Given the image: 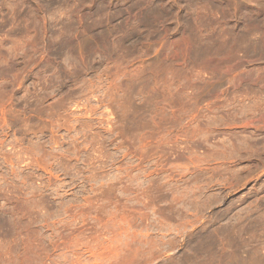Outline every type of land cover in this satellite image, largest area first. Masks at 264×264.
I'll list each match as a JSON object with an SVG mask.
<instances>
[{
    "label": "rangeland",
    "instance_id": "rangeland-1",
    "mask_svg": "<svg viewBox=\"0 0 264 264\" xmlns=\"http://www.w3.org/2000/svg\"><path fill=\"white\" fill-rule=\"evenodd\" d=\"M0 264H264V0H0Z\"/></svg>",
    "mask_w": 264,
    "mask_h": 264
}]
</instances>
